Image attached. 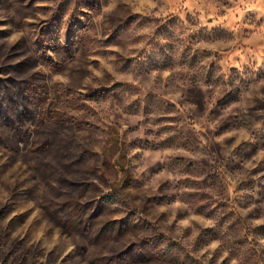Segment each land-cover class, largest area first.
<instances>
[{
    "label": "rangeland",
    "instance_id": "374dc122",
    "mask_svg": "<svg viewBox=\"0 0 264 264\" xmlns=\"http://www.w3.org/2000/svg\"><path fill=\"white\" fill-rule=\"evenodd\" d=\"M114 2L0 0V222L32 202L61 264H264V11Z\"/></svg>",
    "mask_w": 264,
    "mask_h": 264
},
{
    "label": "clouds",
    "instance_id": "9594fccd",
    "mask_svg": "<svg viewBox=\"0 0 264 264\" xmlns=\"http://www.w3.org/2000/svg\"><path fill=\"white\" fill-rule=\"evenodd\" d=\"M239 4L245 5L246 8L261 7L264 11V0H238ZM115 7V2L109 5L106 12L110 11ZM98 20L101 17L97 18ZM23 33H16L10 38V43H15ZM120 51V49H115ZM109 59L114 60L115 57ZM103 63V61L101 62ZM102 73L92 69V74L83 80V84L92 85L97 87L98 85L93 84V78H100ZM52 82L61 86H68L72 83L70 72H64L62 74H56L52 77ZM83 90V89H81ZM239 143V141H237ZM261 155H264L262 153ZM2 162V161H0ZM19 168L18 179L24 178V176L30 173L25 172L23 165H17ZM11 183V181L9 182ZM10 189L6 190L5 187L0 186V207L11 203ZM31 212L26 223L16 229L8 227L14 217L25 212ZM40 210L32 203L28 202L26 205L18 207L15 211H12L2 222H0V253H7L13 245H21V251L27 252L31 250L30 254L27 255L26 261L24 256H20L19 260L21 264H61L66 257L74 253L77 246V238L62 233L59 229L51 230L41 219L39 215ZM193 219H197L193 217ZM264 221H256L261 223ZM185 225L188 221H183ZM264 244V241H261ZM219 247V242L209 245L208 248L204 249V252L208 253L206 259H211V253ZM203 254V253H202ZM229 257L228 251H224L217 261L220 264L225 258ZM230 264H238L236 259H230Z\"/></svg>",
    "mask_w": 264,
    "mask_h": 264
}]
</instances>
